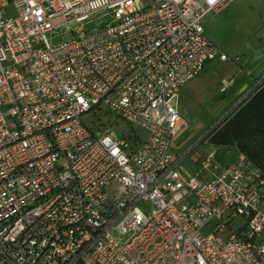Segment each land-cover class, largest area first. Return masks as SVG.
<instances>
[{
	"label": "built area",
	"instance_id": "obj_1",
	"mask_svg": "<svg viewBox=\"0 0 264 264\" xmlns=\"http://www.w3.org/2000/svg\"><path fill=\"white\" fill-rule=\"evenodd\" d=\"M232 1L0 0V264H264L261 171L212 147L187 173L216 126L171 149ZM98 110L145 139L93 132Z\"/></svg>",
	"mask_w": 264,
	"mask_h": 264
},
{
	"label": "rangeland",
	"instance_id": "obj_2",
	"mask_svg": "<svg viewBox=\"0 0 264 264\" xmlns=\"http://www.w3.org/2000/svg\"><path fill=\"white\" fill-rule=\"evenodd\" d=\"M109 19L107 12L101 11L89 20L86 27L93 29ZM202 26L205 37L220 54L226 55L227 60L220 61L216 57L209 61L203 72L180 91L175 105L184 125L182 132L171 141L172 152L178 157L213 126L217 127L259 86V81L250 75L260 76L262 70L261 66L256 70L252 67L264 57V0H233L222 12L206 15ZM223 79L228 81L227 86L223 85ZM84 122L95 133L111 129L118 137H146L144 131L128 126L106 110L93 111ZM211 150L210 145L199 144L191 156L180 162V166L193 175L196 171L193 161L198 153ZM231 150L227 148L223 152L225 159L232 156Z\"/></svg>",
	"mask_w": 264,
	"mask_h": 264
},
{
	"label": "trees",
	"instance_id": "obj_3",
	"mask_svg": "<svg viewBox=\"0 0 264 264\" xmlns=\"http://www.w3.org/2000/svg\"><path fill=\"white\" fill-rule=\"evenodd\" d=\"M206 144L243 154L264 176V79L207 137ZM220 155L225 159L224 153Z\"/></svg>",
	"mask_w": 264,
	"mask_h": 264
},
{
	"label": "crops",
	"instance_id": "obj_4",
	"mask_svg": "<svg viewBox=\"0 0 264 264\" xmlns=\"http://www.w3.org/2000/svg\"><path fill=\"white\" fill-rule=\"evenodd\" d=\"M215 42V41H214ZM216 43V42H215ZM236 60H237V57L235 58ZM262 67V70H261V74H260V76H254V75H250V76H252L253 78V80H255L256 82L257 81H261L262 82V80L264 79V57L261 59V61L260 62H258V63H256V64H254V66L252 67V70H256L257 68H259V67ZM263 76V77H262ZM259 77H262L260 80H258L257 78H259Z\"/></svg>",
	"mask_w": 264,
	"mask_h": 264
}]
</instances>
